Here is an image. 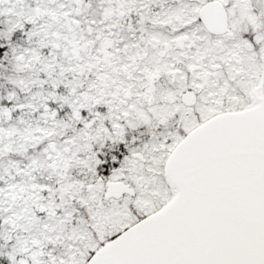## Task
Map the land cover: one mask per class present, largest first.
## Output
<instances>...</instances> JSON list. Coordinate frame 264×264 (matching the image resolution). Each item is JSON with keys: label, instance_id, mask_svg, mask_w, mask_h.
<instances>
[{"label": "snow or ice", "instance_id": "snow-or-ice-1", "mask_svg": "<svg viewBox=\"0 0 264 264\" xmlns=\"http://www.w3.org/2000/svg\"><path fill=\"white\" fill-rule=\"evenodd\" d=\"M0 264H264V0H0Z\"/></svg>", "mask_w": 264, "mask_h": 264}]
</instances>
